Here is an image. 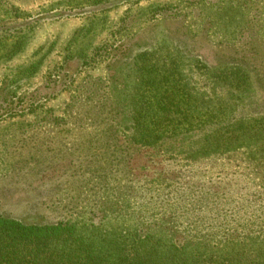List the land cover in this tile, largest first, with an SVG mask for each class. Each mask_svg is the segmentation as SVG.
<instances>
[{"label":"rangeland","instance_id":"374dc122","mask_svg":"<svg viewBox=\"0 0 264 264\" xmlns=\"http://www.w3.org/2000/svg\"><path fill=\"white\" fill-rule=\"evenodd\" d=\"M182 56L193 96L215 99L229 118L264 117V0H0V213L55 222L66 214L52 203L68 210L112 193L106 182L142 191L147 178L178 171L184 198L201 193L199 174L224 190L264 185L238 149L188 163L181 137L161 152L131 141L138 85ZM215 67L244 69L250 89L213 87L206 71Z\"/></svg>","mask_w":264,"mask_h":264},{"label":"trees","instance_id":"16d2710c","mask_svg":"<svg viewBox=\"0 0 264 264\" xmlns=\"http://www.w3.org/2000/svg\"><path fill=\"white\" fill-rule=\"evenodd\" d=\"M176 60L182 65L175 63L172 71L138 85L131 141L160 151L164 140L181 137L189 141L188 149L181 150L188 163L232 157L241 150L256 163L264 182V117L233 119L217 112L224 105L193 96L182 72L185 58ZM225 70L207 68L213 87L250 89L244 69ZM257 78L263 83V72ZM177 155L166 158L176 160ZM197 176L205 180L193 184L201 192L194 198L183 197L178 182L185 174L178 171L173 180L147 178L142 191L132 180L126 193L106 182L112 193L94 191L91 200L81 199L68 210L52 203L66 214L55 222L0 213V264H264V185L237 181L224 190L219 177ZM100 185L95 183L96 190Z\"/></svg>","mask_w":264,"mask_h":264}]
</instances>
